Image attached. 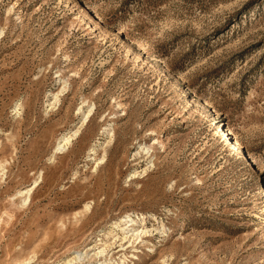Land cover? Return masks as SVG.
Returning <instances> with one entry per match:
<instances>
[{"label":"rangeland","instance_id":"1","mask_svg":"<svg viewBox=\"0 0 264 264\" xmlns=\"http://www.w3.org/2000/svg\"><path fill=\"white\" fill-rule=\"evenodd\" d=\"M263 183L264 0H0V264H264Z\"/></svg>","mask_w":264,"mask_h":264},{"label":"bare ground","instance_id":"2","mask_svg":"<svg viewBox=\"0 0 264 264\" xmlns=\"http://www.w3.org/2000/svg\"><path fill=\"white\" fill-rule=\"evenodd\" d=\"M54 98L56 99V96H54ZM54 99V100H55ZM89 112H87V114H84V120L88 117ZM221 125V124H218ZM220 131H224L225 132V128L221 129V126L219 128V130H216V132H220ZM77 133V130L74 131L72 133V135H62L58 138L56 145H55V151H62L64 150L67 145L69 144L71 138L73 137V135L75 136V134ZM229 133L227 132L226 135H228ZM233 142V141H232ZM234 143V142H233ZM234 146H236V144L234 143ZM36 185V183H35ZM263 188H264V183L262 184ZM33 187L28 188L25 191H18V195L22 196L23 194H29L30 191L32 190ZM263 194H264V189H263ZM23 201V200H22ZM87 208V206H86ZM85 208V209H86ZM138 219H133L131 218L129 215L123 217L122 219H120L119 222L115 223V226L117 228H119L120 231H122V239H125L126 237H132V238H140L143 235H146L147 233H149L150 231L147 229H143V228H138L137 227V223H138ZM104 249H101L98 251V253H103ZM89 253V252H88ZM83 256V254L81 252H77L73 257H71V259H69L66 264L74 261V260H78ZM108 264V263H105ZM111 264V263H110Z\"/></svg>","mask_w":264,"mask_h":264}]
</instances>
